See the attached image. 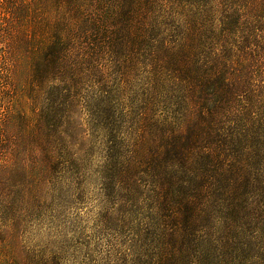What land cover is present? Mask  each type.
I'll return each mask as SVG.
<instances>
[{"label":"rangeland","instance_id":"374dc122","mask_svg":"<svg viewBox=\"0 0 264 264\" xmlns=\"http://www.w3.org/2000/svg\"><path fill=\"white\" fill-rule=\"evenodd\" d=\"M0 264H264V0H0Z\"/></svg>","mask_w":264,"mask_h":264}]
</instances>
